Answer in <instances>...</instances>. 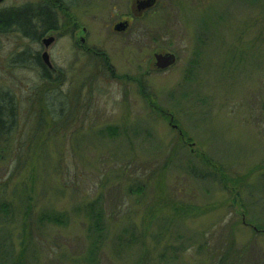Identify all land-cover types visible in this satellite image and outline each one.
Here are the masks:
<instances>
[{
  "label": "rangeland",
  "instance_id": "rangeland-1",
  "mask_svg": "<svg viewBox=\"0 0 264 264\" xmlns=\"http://www.w3.org/2000/svg\"><path fill=\"white\" fill-rule=\"evenodd\" d=\"M260 6L152 12L139 60L99 41L129 80L100 60L61 57V105L75 106L81 85L82 106L60 123L54 108L40 122L28 111L15 70L20 112L0 137V203L13 209L0 220V264H91L94 240L98 264H264ZM154 51L177 61L158 70ZM9 80L0 71V88ZM91 208L102 211L100 233ZM46 213L66 221L42 223Z\"/></svg>",
  "mask_w": 264,
  "mask_h": 264
},
{
  "label": "flooded vegetation",
  "instance_id": "flooded-vegetation-1",
  "mask_svg": "<svg viewBox=\"0 0 264 264\" xmlns=\"http://www.w3.org/2000/svg\"><path fill=\"white\" fill-rule=\"evenodd\" d=\"M217 1L220 0H0V71L10 73V80L0 88V137L6 142L9 140L22 102L27 104L29 112L36 111L39 122L51 108H54L57 123L77 113L79 105L82 106L77 99L81 85L71 90L75 106L61 105L64 87L61 57L100 60L114 78L129 80V73H115L110 64V52L99 41L110 42L109 46L117 51L112 55L139 60L143 17L152 12L206 9ZM258 1L263 3V7L260 6L263 12L264 0H229V4L252 6ZM260 17L259 23L264 27L262 13ZM252 22L257 24L258 21L251 20L248 25L253 26ZM150 29L151 26L147 31ZM198 49L197 54H200L201 46ZM167 53L175 54L154 51L152 55L155 58L157 54ZM154 64L156 66V60ZM17 69L23 71L21 77L16 75L22 81L19 94L22 102L14 93V85L18 83L13 81V73ZM134 71V85L141 91V79L137 77L141 76L140 67L135 66ZM11 149L6 143L5 150Z\"/></svg>",
  "mask_w": 264,
  "mask_h": 264
},
{
  "label": "trees",
  "instance_id": "trees-1",
  "mask_svg": "<svg viewBox=\"0 0 264 264\" xmlns=\"http://www.w3.org/2000/svg\"><path fill=\"white\" fill-rule=\"evenodd\" d=\"M11 203H0V220L1 219H4L5 221H8L12 218L13 216V209L11 207ZM182 214H190L189 212H186L185 209L180 210ZM90 213V216H92V221L94 222V229L95 231H97V233H100L102 231L99 223L101 222L102 220V211H98L94 208H91V211H89ZM179 212V211H178ZM4 216V217H2ZM41 221L42 223L44 221H47V222H53V223H56V224H63L66 219H65V214L64 213H54V214H51V213H46L44 215H42L41 217ZM29 235V234H28ZM99 236V235H98ZM97 239V238H96ZM6 242H7V239H6ZM99 242L98 240H94L93 241V244H92V248L89 252V257L87 259V261L91 264H98V263H93V262H97L96 261V254H97V251L99 249ZM5 249H7L8 251H6V254L7 256L9 257V249L8 247L5 245ZM26 252V247H24V249L22 250V256L24 255V253ZM11 259L8 258V261H10ZM11 264V263H9Z\"/></svg>",
  "mask_w": 264,
  "mask_h": 264
},
{
  "label": "water",
  "instance_id": "water-1",
  "mask_svg": "<svg viewBox=\"0 0 264 264\" xmlns=\"http://www.w3.org/2000/svg\"><path fill=\"white\" fill-rule=\"evenodd\" d=\"M156 66L159 69H166L170 66H173L176 62V56L172 53L167 54H157L155 56Z\"/></svg>",
  "mask_w": 264,
  "mask_h": 264
}]
</instances>
